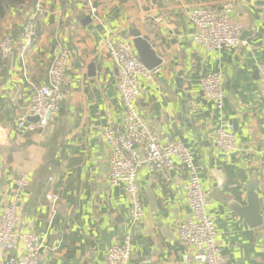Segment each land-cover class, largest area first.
I'll use <instances>...</instances> for the list:
<instances>
[{
    "label": "crops",
    "instance_id": "1",
    "mask_svg": "<svg viewBox=\"0 0 264 264\" xmlns=\"http://www.w3.org/2000/svg\"><path fill=\"white\" fill-rule=\"evenodd\" d=\"M36 2L26 0L0 20V36L8 33L18 44L0 61V214L18 195V230L44 238L38 264H103L110 244L127 231L130 204L122 184H109V147L101 135L123 113L106 41L125 37L132 43L133 28L161 59L151 79L140 77L137 111L161 136L191 150L225 262L264 264V94L257 68H264V0H43L37 38L24 47L22 23ZM226 2L243 26V43L206 50L192 40L189 13ZM56 46L68 52L56 115L42 131L18 129L33 89L47 83ZM216 70L224 75L220 110L203 97L200 84ZM227 124L237 143L229 155L214 142L215 129ZM23 173L30 181L19 191L15 180ZM186 179L179 162L168 178L141 164L136 181L143 215L132 230L127 264L180 263L186 247L176 230L190 213ZM254 179L258 225L231 207L247 205L246 186ZM48 193L58 195L55 204Z\"/></svg>",
    "mask_w": 264,
    "mask_h": 264
},
{
    "label": "built area",
    "instance_id": "2",
    "mask_svg": "<svg viewBox=\"0 0 264 264\" xmlns=\"http://www.w3.org/2000/svg\"><path fill=\"white\" fill-rule=\"evenodd\" d=\"M43 0L26 15L19 41L30 46L37 38L38 19L44 14ZM232 9L226 2L220 9L209 6H195L189 13L194 26L192 40L206 50L236 49L243 41L241 22L230 17ZM17 41L8 33L0 36V61H6L17 48ZM107 54L117 71V91L122 102V121L108 123L103 127L102 139L109 147V174L111 186L122 184L130 204L129 225L119 242L110 244L103 264H127L132 253V230L142 218L143 206L136 177L141 164L150 171L159 170L168 178L175 162L183 165L187 172L185 197L190 213L177 227L176 235L186 247L179 264H227L216 243V229L213 218L207 212L210 197L202 188L198 165L191 150L180 141L161 136L137 111L141 96L140 77L151 79L156 69H148L138 59L129 38L106 41ZM68 52L61 46L53 49L48 70V80L37 85L18 116L16 127L25 130L42 131L56 115L63 98L62 86L66 81ZM259 91L264 94V68L257 66ZM224 75L221 70L211 71L200 78L203 97L217 109H222ZM36 117V121L29 118ZM231 124L221 125L214 131L217 148L229 155L237 149ZM17 189L24 190L30 177L23 173L16 180ZM45 198L55 204L56 193ZM18 195L0 214V259L2 264H38L44 238L34 231L18 230ZM17 251V253H14Z\"/></svg>",
    "mask_w": 264,
    "mask_h": 264
},
{
    "label": "water",
    "instance_id": "3",
    "mask_svg": "<svg viewBox=\"0 0 264 264\" xmlns=\"http://www.w3.org/2000/svg\"><path fill=\"white\" fill-rule=\"evenodd\" d=\"M132 36V44L138 56V59L148 69H154L161 63V59L156 55L146 39L141 37L140 32L133 28L129 31ZM242 37V36H241ZM30 121H36V117L29 118ZM257 181L254 179L246 186L247 205L245 207L239 206L237 203L231 204L233 210L239 215L249 220L251 225H258L261 221L259 217L260 202L255 191Z\"/></svg>",
    "mask_w": 264,
    "mask_h": 264
},
{
    "label": "trees",
    "instance_id": "4",
    "mask_svg": "<svg viewBox=\"0 0 264 264\" xmlns=\"http://www.w3.org/2000/svg\"><path fill=\"white\" fill-rule=\"evenodd\" d=\"M25 1L26 0H0V20L8 11L17 9L23 5Z\"/></svg>",
    "mask_w": 264,
    "mask_h": 264
}]
</instances>
